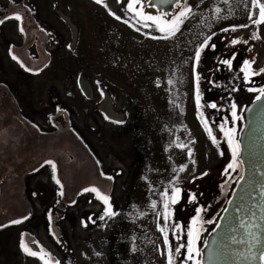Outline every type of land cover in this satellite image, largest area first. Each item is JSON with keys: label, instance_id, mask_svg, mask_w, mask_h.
<instances>
[{"label": "rangeland", "instance_id": "374dc122", "mask_svg": "<svg viewBox=\"0 0 264 264\" xmlns=\"http://www.w3.org/2000/svg\"><path fill=\"white\" fill-rule=\"evenodd\" d=\"M31 1L38 4L42 17L53 25L54 36L59 40H49L50 48L57 45L58 50L42 72L14 81L16 100L40 128L49 130L50 123L55 131H66L69 141L78 136V142H62L70 146L64 149L75 157L74 160L67 157L72 164L69 172L62 167L56 170L55 175L63 184L62 196L51 166L45 164L19 189V200H3L5 209L11 206L8 209L11 215L6 216L5 210L0 212V225H3L0 227V264H45V260L49 264H55L56 260L60 264H167L168 245L160 227L168 231L174 264H182L185 249L179 254L175 249L179 243L186 244L187 230L199 205L205 206L201 213L203 220H214L204 223L200 229L199 246L203 252L205 242L233 197L240 176H244L241 144L244 114L259 94L250 89L264 87V72H259L264 64L258 63L259 48L264 51V22L254 23L259 20V6L253 10L252 0H181L165 18L170 19L188 5L192 7V14L184 19L174 37L165 39V34L154 25L145 28L138 23L126 7L127 0L122 3L104 0L108 8L96 0ZM147 1L143 3L145 12L162 13L147 8ZM216 7L221 9L220 13L215 12ZM109 9L122 19L117 20ZM253 11L255 14L250 17ZM70 23L77 28L76 40L71 37ZM233 25L247 27L232 31ZM253 26V34L243 33ZM225 28L229 30L222 31ZM209 36V46L201 50L197 62L195 52ZM233 39L240 42L233 45ZM245 40L248 43H243ZM206 54L213 57L204 71ZM229 59L232 64L226 65L224 61ZM245 60L254 61L250 67L258 73L249 79H245ZM15 71V67L9 69L0 54V78L15 79ZM82 78L89 83L92 94L81 87ZM169 79L173 84L167 83ZM106 93L125 123L116 124L111 117L105 119L100 105ZM233 102L237 105L239 120L232 118ZM213 103L216 108L211 107ZM57 106L61 111H57ZM205 123L218 144L213 143ZM221 124L235 127L234 138L241 144L240 168L229 169L227 175L224 170L231 162L232 151ZM177 137L178 143L193 149L191 159L195 164L189 160L187 149L181 150L174 144L169 148ZM84 145L100 162L98 169L100 174L104 173L103 179L92 181L85 173L90 166L80 165L85 157L86 161L90 160L88 154L84 155ZM64 149L60 154L65 153ZM183 163L188 164V169L178 173L177 186L183 189L181 199L169 205L165 221V197L160 193L164 187L170 188L168 182L175 175L172 169ZM77 168L85 174L78 177ZM205 171L208 174L201 177L200 173ZM193 175L197 177L195 180ZM142 177H147L155 186L151 194L149 183ZM63 179H72L75 191L66 190ZM92 186L111 196L117 216L99 219L105 205L95 193L83 192ZM190 193L197 194L196 201H191ZM153 199L158 202L155 210L150 208ZM16 203L21 214L14 210ZM133 204L147 214L139 216L131 208ZM130 211L132 218L128 215ZM89 217L96 223L89 221ZM13 220L21 223L13 224ZM82 221H88L87 227ZM174 224H181L182 229H175ZM177 235L182 236L180 241ZM22 241L33 251L43 252L44 259L25 253ZM133 243L137 247L135 252L131 250Z\"/></svg>", "mask_w": 264, "mask_h": 264}, {"label": "flooded vegetation", "instance_id": "af4514ba", "mask_svg": "<svg viewBox=\"0 0 264 264\" xmlns=\"http://www.w3.org/2000/svg\"><path fill=\"white\" fill-rule=\"evenodd\" d=\"M153 2L155 1L152 0V3ZM25 6H27V9H31V11H28ZM176 6V2H170L167 5H160L161 9H157L149 7L148 1L146 3L147 8L155 9L162 13H171ZM41 10L38 4L31 0H0V19L14 12H20L24 17L23 22L26 31V34L19 32L18 21L15 19H9L6 20L5 23L0 24V36H2V39H0V54L4 57L9 69L13 67L16 69L15 79L11 77H5L6 80L0 78V212L2 214L5 210L6 216L11 215V206L5 209L2 206L3 200L5 199L6 201L7 198H10V201L12 199L19 200V195H21L19 189L23 188L22 186L26 184L25 181L28 180L32 174L38 172L33 169H40L45 160H51L55 162L57 168L61 169L62 167L69 172V168L72 164L67 157H69L70 160L75 159L74 156L70 155V151L65 150L67 144H62V142L66 143V141L71 144L74 143L72 140L69 141L70 135H66V131H55L50 123H48L47 126L48 128L50 127L49 130L40 128L36 122H34L33 116L29 118L28 115L21 110L16 100V92L13 90L15 80L24 79L26 76L33 77L36 73L26 71L17 60L12 59V53L9 51L11 46L14 45L12 51L23 60L27 67H41L43 70L45 69V67H43L44 64L50 65L52 63L54 54L56 50H58L57 45L50 48L51 44L49 40H57L58 38L54 36L53 25L50 23V20L42 17ZM72 36L71 33V37ZM259 50L258 63L261 65L264 64V52L262 48H259ZM91 89L90 87L89 93L92 94L93 90ZM103 99L104 97L101 101H103ZM74 145L76 146V144ZM84 148L86 149L85 145ZM63 149L65 150V153H63L64 155L60 154ZM85 149L83 151L86 152L84 155L88 153ZM88 155L91 158L86 161L85 157L83 165L88 164L87 167L94 166V180L103 179L98 169V164H100V162L97 163L98 160L95 158L92 151H90ZM92 162L94 165H90ZM86 172L90 175L91 168L86 170ZM69 184L70 186L68 188L65 187L66 190L71 188L75 191L76 187L72 179L71 181L69 180ZM5 192L8 197L5 196ZM8 205L11 204L8 203ZM16 206H18V203L14 205V210L20 212V208ZM21 213L22 212L19 214Z\"/></svg>", "mask_w": 264, "mask_h": 264}, {"label": "snow or ice", "instance_id": "6c2138e0", "mask_svg": "<svg viewBox=\"0 0 264 264\" xmlns=\"http://www.w3.org/2000/svg\"><path fill=\"white\" fill-rule=\"evenodd\" d=\"M96 2L98 4H103L105 8H108V5L106 3H104V0H96ZM118 3H122L123 0H117ZM161 2H164V0H161ZM177 5H180L181 0H175ZM201 2H203V0H201ZM143 3L144 0H127V9L130 10L132 13H134V18L137 19L138 23H141L143 25V27L145 28H151L153 27V25L156 27V29L161 32L164 33L165 39L174 37L176 35L177 32H179L180 30V26L183 24L184 19L187 18V16L189 14H192V7L191 5H188L187 7H182L181 10L177 13H175L174 15L171 16L170 19L165 18L166 17V13H161V14H153V13H149V12H145L143 10ZM149 3V7H153V8H157L159 9V5L158 4H154L152 3V0H148ZM257 5L259 6V20L254 21V23H261L264 22V2H261V0H252V8L253 10L256 9ZM25 8L27 9V6H25ZM28 11H31V9H27ZM221 9L219 7H216L215 12L216 13H220ZM109 12L112 16H114L117 20H121L122 17L118 16L115 12H112L111 9H109ZM252 14H255L254 11L253 13H250V17ZM219 18V17H217ZM9 19H15L16 21H18V30L20 33L22 34H26L25 31V27H24V17L20 12H14L11 15H6L3 19H0V24L5 23L6 20ZM125 23H129V21L125 20ZM134 28L136 27V25H132ZM237 27H247V25H233L231 26V30L235 31ZM137 31H140V28H136ZM229 29L225 28L222 29V31L227 32ZM150 35V33H148ZM213 35H215V33H213ZM211 40V36L207 37L206 39L203 40V42L199 45V47L197 48L196 52H195V60L197 62H199L200 59V54H201V50L207 46H209V41ZM240 41L238 39H233L231 41V43L233 45L239 43ZM243 43H248L247 40L243 41ZM212 47H214V45H211ZM69 48H71V45H68ZM12 48H14V45L10 47L9 51L12 53V59L17 60L20 64L21 67H24L26 71L30 72V73H39L40 71L43 70V68L41 67H36V68H31V67H27L23 60H21V58L19 56H17L15 54L14 51H12ZM50 55V54H49ZM50 63V61H49ZM224 63L226 65H231L232 64V60H225ZM254 63V61L250 62L248 60L244 61L245 64V79H249L251 76L257 75L258 73L254 70L251 69L250 64ZM48 64H44L43 67H47ZM259 72H264V68H260ZM100 82L97 81V84H99ZM167 83L169 85L173 84V80L169 79L167 81ZM157 84H159V81H157ZM196 88H197V95H196V102H197V106L199 107V103H200V96H199V77H197V84H196ZM251 91H256L259 94L257 95L256 99L260 100L262 98H264V87H260L258 89H250ZM101 95H104V90L103 88L100 89ZM70 95V93H69ZM211 107L216 108L217 105L216 104H212ZM57 111H61V109L59 108V106H57ZM66 111V110H65ZM231 115L233 120H239L241 117L237 114V105L236 103H232L231 105ZM105 119H109V116L107 114H105ZM116 124H123L125 123L124 120H115L113 121ZM205 127L208 129V132L211 136V139L213 141V143L218 144V141L216 139V137L214 135H211V129L208 128L207 124L205 123ZM221 130L223 131V134L225 137H227V142L229 147L231 148L232 151V159L231 162L227 165V168L224 170L225 174H228V170H232V171H236L237 169L240 168V165L242 163V161L239 159L240 154H241V144L239 142V140H236L234 138V135L236 133V128L235 127H225L224 124L220 125ZM177 141H179V137L176 138V140L172 141L171 144H169V148H171L173 146V144L183 150V149H187V156L189 158V160H191V163L195 164V160H192V156H193V149L188 147L186 144L180 142L178 143ZM191 143H194V141H191ZM223 153H221L222 155ZM172 157L169 156V160H171ZM97 163H99V161H97ZM174 163V162H173ZM45 164L50 165L54 176L53 178L55 179V182L57 185L60 186V192L59 195H63V184H61L60 179L58 178V176L55 175L56 170H57V166L55 164L54 161L51 160H45L43 162V164L41 165V167H43ZM188 169V164L187 163H183L180 164L178 166V168L174 167L172 169V172L175 173V175L172 176V178L169 180L168 184L170 186L169 187H164L163 191L160 193L161 196L165 197V199L163 200V216L165 221H167L168 216H169V205L172 204H176L180 199H181V194L183 192V189L181 187L177 186V183L179 181V175L178 173H182L185 172ZM34 171H38L39 169H33ZM102 175H104V173H101ZM208 173L202 172L200 173V176H206ZM109 180H112L113 177L111 176H107L106 177ZM143 179L146 180V182L149 183V191L151 194L152 189L155 187L154 185L151 184L150 181L147 180V177H142ZM197 177L195 175H193L192 179L195 180ZM243 175L240 176V179H243ZM224 185H221V188H223ZM171 189V191H170ZM93 192L96 194V196L103 202V204L105 205V208L103 210V214L99 217V219L101 221L105 220V217L108 218H112L117 216L119 213L114 210L113 204L111 203V196L104 194L103 192H101V190L95 186H92L91 188H84L83 192ZM261 191L264 192V187L261 188ZM35 195V193H34ZM190 199L191 201H196L197 200V194L196 193H190ZM73 204L76 203L75 200L72 201ZM229 203H231V201H229ZM157 200L153 199L150 200V208L152 210H155L157 208ZM257 207H259L261 209V212H264V207L257 205ZM131 208L133 210H135L139 216H144L147 213L140 211L138 206L136 205H131ZM204 205H199L196 209H195V215L192 216L191 218V224L188 227L187 230V240H186V244L185 243H179L178 246L176 247L175 251L177 254H179L181 252V249H185V256L184 259L182 261V264H205V261L203 259V252L202 249L200 248L199 244H200V240H201V235H200V229L202 228V225L204 223H213L214 220L209 219L207 221L203 220V217L201 215L202 212H204ZM237 211H241L239 208L237 209ZM30 215V214H29ZM129 217L132 218V212L130 211L128 213ZM264 218V217H262ZM24 219H27V217H25ZM51 219V214L49 213V220ZM89 221H91L93 224L96 223L95 220H92L91 217L88 218ZM252 220L255 221L256 220V216L255 213H252ZM11 223L13 224H18L21 223L20 220H13L11 221ZM83 225L85 227H87L88 221H82ZM241 226L245 229V235L247 237L246 241L244 240V238H242L241 242H246L248 244V248H247V253L248 256H250L253 260H256L258 258L260 264H264V235L260 234L258 231H253L254 229H259L260 225L258 223H252L251 225H249L248 223L245 222V220H241L240 221ZM199 226V227H198ZM0 227H3V225H0ZM174 228L175 229H182V225L181 224H174ZM159 230L163 233L164 235V239H165V243L168 245V254H167V264H174V260H173V255H172V247H171V242L168 240V231L165 230L164 227H160ZM133 241L136 239L135 236L132 237ZM177 241H180L182 239V236L177 235L176 236ZM207 242H205L206 244ZM21 248L23 249V251L31 256H39L42 260L44 259V254L43 252H37V251H33L30 247H28L23 241L21 242ZM131 250L133 252H135L137 250L136 244L133 243L132 244V248ZM97 255H100V253H96ZM163 254V253H161ZM50 255V253L48 254ZM45 264H49V262L47 260H45ZM55 264H60V262L58 260L55 261Z\"/></svg>", "mask_w": 264, "mask_h": 264}, {"label": "bare ground", "instance_id": "6f19581e", "mask_svg": "<svg viewBox=\"0 0 264 264\" xmlns=\"http://www.w3.org/2000/svg\"><path fill=\"white\" fill-rule=\"evenodd\" d=\"M154 1H155L153 2L154 4L159 5V9H161L160 5H167L170 2L172 3L175 2V0H164V2H161V0H154ZM261 2H264V0H261ZM71 25L73 29V40H76L77 28L74 24H71ZM254 32H255L254 26L249 27L243 31V33H249V34H253ZM210 57H213V56H211V54H206L205 62H204L205 64L204 71L207 69V66L210 62ZM80 85L84 91H86L87 93L90 92L89 91L90 85L85 78H82L80 80ZM100 109L102 110L104 114H107L109 117L113 118L114 120L121 119V115L117 113V111L114 109L111 98L107 93L100 105ZM249 124L251 127V130H250L251 136L249 139L251 151L248 153V158H249L248 164L250 165L249 167L251 169V173L247 176L246 181L243 183L242 187L240 188V192L235 199V204L232 205V209L229 212L228 217L226 218V221L221 231L219 232V235L217 237V244L215 246L216 248L212 250L214 254V257L212 259V264H219L221 258L218 255H219V252L223 250L232 251V253H230V258L228 254V258L231 261H228L227 264H230V262L231 264H258V262L257 261L255 262L250 256H249L248 261H245L244 259L247 252H244L242 250H244V247L245 245H247V243L241 242V241H242V238H244V240L246 241L247 237L245 235V229L241 226L240 221L245 220V222L248 223L249 225H251L252 223H259L258 215H259L260 208L257 207V205L262 206V202L264 201V192L261 191V188L264 187V178L261 179L262 175L264 177V165L261 163L254 165L253 163L254 160L252 159V157L254 158V155H257L256 153L257 150L264 149L263 147L264 145V105H262L259 108H256L250 113ZM72 141L75 142V139L73 138ZM77 173L79 177V176H82L84 172L83 170H80V171H77ZM256 186H260L259 191L254 196L252 202L249 204V206L252 205L253 207L256 204V207L254 208L248 207L247 213H245L244 215L243 204L245 201H247L248 197L250 196V193L254 190ZM258 199H260L259 202H257ZM238 208L241 211H237ZM252 213H255V216H256L255 221L252 220ZM261 227L262 225L258 229V232L260 234H261ZM253 231H257V229H254ZM262 235H264V224H263V229H262Z\"/></svg>", "mask_w": 264, "mask_h": 264}, {"label": "water", "instance_id": "95a60500", "mask_svg": "<svg viewBox=\"0 0 264 264\" xmlns=\"http://www.w3.org/2000/svg\"><path fill=\"white\" fill-rule=\"evenodd\" d=\"M262 105H264V98L251 103L245 111V114H244L245 127H244L242 135H241L242 160H243V164L245 167L244 176H243L244 178L239 181V184L234 191L233 197L230 199L231 203L228 204L227 208L223 212V215H222V218H221L219 224L214 228L212 235L209 237V239L207 241V244L203 250V259L205 261V264H212V259L214 257L212 250H214V248H216L215 246L217 244V237L219 235V232L221 231V229H222V227L226 221V218L228 217V214L232 209V205L235 204V199L240 192V188L242 187L243 183L246 181L247 176L251 173V169L249 167L250 165L248 164V162H249L248 153L251 151L250 150V143H249V139L251 136V134H250L251 127L249 124V118H250V113L253 110H255L256 108L261 107ZM263 147H264V145H263ZM256 153H257V155H254V158L252 157V159L254 160V162H253L254 165H256L258 163H261L264 165V149L257 150ZM263 178L264 177L262 175L261 179H263ZM259 188H260V186H256L254 188V190L250 193V196L248 197L247 201L244 202V204H243L244 215H245V213H247L248 207L249 208L253 207L252 205L249 206V204L252 202L254 196L258 193ZM259 201H260V199H258L257 202H259ZM254 207H256V204L254 205ZM262 207H264V201L262 202ZM258 216H259V220H258L259 223L258 224L260 226L262 225V227H261V234H262V229H263V224H264V218H262V217H264V212H261V209L259 210ZM257 231H258V229H257ZM247 248H248V244L245 245L244 250H242V251L247 252ZM230 253H232L231 250L220 251L219 255H218L221 258L219 264H227L228 261H231V260H229ZM228 254H229V258H228ZM244 259H245V261H248V259H249L248 253L244 257ZM254 261L255 262L257 261L259 264L258 258ZM230 264H231V262H230Z\"/></svg>", "mask_w": 264, "mask_h": 264}, {"label": "trees", "instance_id": "16d2710c", "mask_svg": "<svg viewBox=\"0 0 264 264\" xmlns=\"http://www.w3.org/2000/svg\"><path fill=\"white\" fill-rule=\"evenodd\" d=\"M76 135H77V133H75ZM75 141H78V136L76 137L75 136ZM86 146V145H85ZM81 151V150H80ZM84 151V150H83ZM86 151L88 152V149H87V146H86ZM86 152H84V154H85ZM88 154V153H87ZM86 154V155H87ZM90 158V157H89ZM92 158L94 159V157L92 156ZM84 164V162H81L80 163V165H83ZM90 165H94L93 164V162L90 164ZM93 167L94 166H90V168H91V173H90V179L92 178V180H94L95 179V172H94V170H93ZM92 172H93V175H92ZM87 174H89L88 172H87ZM100 176L103 178V175L102 174H100ZM63 183H64V186L66 187V188H68L69 186H70V184H69V181L67 180V179H63Z\"/></svg>", "mask_w": 264, "mask_h": 264}]
</instances>
